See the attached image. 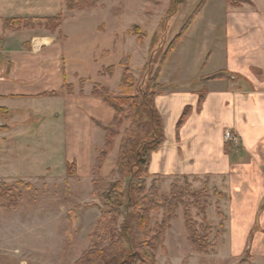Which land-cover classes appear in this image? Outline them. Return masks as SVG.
<instances>
[{
    "label": "crops",
    "instance_id": "0c3cea01",
    "mask_svg": "<svg viewBox=\"0 0 264 264\" xmlns=\"http://www.w3.org/2000/svg\"><path fill=\"white\" fill-rule=\"evenodd\" d=\"M242 1L240 5L230 3L232 10L221 23L222 37H216L215 26L208 30L207 37L215 40L214 49L202 54L198 64L202 62L203 68L194 81L186 80V76L159 80L166 66L158 77L160 88L154 107L162 121L163 141L151 154L148 176L165 182L176 177H208L227 197L219 212L225 218V233L214 243V253L186 251L181 264H264V4ZM65 2L0 0V148L7 150V138L15 130L14 118L24 114L19 104H47L46 114L38 115L39 125L28 133L37 136L42 125L39 122L49 118L62 121L65 165L67 155L77 150V163H72L78 168L76 174L82 168L84 179L90 181L85 169L96 160L91 136L97 127L95 122L106 126L114 117V111L92 92L95 84L115 94L120 92V63L129 55L122 53L112 61L109 57L118 51L119 44L124 46L125 35L118 27L113 29V24L95 28L103 33L94 38L104 42L105 47H95L93 57L85 61L92 75L82 65H76L69 79L66 68L73 59L65 57L62 43L66 35L61 26L55 33L38 25L15 30L4 26L9 19L36 23L59 16L66 10ZM218 73L223 75L210 79ZM185 109L188 114L178 127ZM23 130L29 129L24 126ZM227 131L238 138L237 145L224 141ZM103 133L104 142L95 148L97 153L105 146ZM117 152L115 146L114 158ZM6 178L23 182L19 174L0 175V180ZM20 212V207L0 208V264L38 262L29 258L33 253L29 255L30 247L25 244ZM165 248L169 257L166 243ZM169 263L172 264L170 259Z\"/></svg>",
    "mask_w": 264,
    "mask_h": 264
},
{
    "label": "rangeland",
    "instance_id": "374dc122",
    "mask_svg": "<svg viewBox=\"0 0 264 264\" xmlns=\"http://www.w3.org/2000/svg\"><path fill=\"white\" fill-rule=\"evenodd\" d=\"M249 1L258 5L264 4V0ZM242 2V0H77V4H73L77 7L74 12L67 9L65 2L66 10L60 14L61 31L66 35L62 44L66 51L65 57L73 59L72 64H67V77L73 78L71 72L77 69L76 65H82L87 69L88 74L92 75L85 61L93 57L95 47L98 49L105 47L104 42L94 38L95 35L101 36L103 33L97 29L95 31V28L101 27L102 24L111 27L113 24V29L118 27L119 32L125 35V43L123 47L119 44L118 51L109 57L110 61L120 57L122 53L128 54L135 89L147 93L149 88L152 89L154 72L172 40L198 6L203 4L168 55L162 66V69L166 66L163 69L165 71H162L159 77V80L166 82L186 76V80L192 82L203 68L202 62L198 64L202 60V54L208 49L210 51L214 49L215 40L207 37L208 30L211 31L212 26H215L216 37H222L221 23L226 13L232 10L230 3L240 5ZM30 23L32 27L38 25L51 33L59 29L53 22ZM137 34L142 35L139 36L140 40L147 39L144 46L131 37ZM152 37L154 40L152 39L151 44ZM106 59L107 57H103V60ZM203 61L205 63V60ZM144 62L146 66L142 70L141 66ZM91 66L92 69L96 68L95 64ZM182 67L185 69L181 70ZM18 106L24 114L14 118L15 130L13 136L7 138V150L0 148V175L19 174L23 182L15 183L11 178L0 180L2 181L0 208L4 210L21 208V225L26 230L25 244L30 247L29 255L33 253L29 257L30 260L35 262L38 260L37 264H76L89 250V236L100 218V210L105 204L104 198L111 184L117 179V156L114 158L113 154L128 123L122 119L125 115H121L122 125L119 128V135L115 138L114 145L102 167L103 173L99 172L97 177L89 175L95 163L92 162L85 169L90 179L88 181L84 179V169H79L76 174L78 168L76 165H70L77 163L76 159L79 155L77 150L74 154L67 155L68 164L65 165L62 121L59 123L49 118L39 122L42 125L37 136L28 133L39 125L38 115L46 114L47 104L35 102V105L21 103ZM39 110L44 111L38 112ZM2 125L0 122V127ZM24 126L29 130H23ZM91 136L94 148L92 151L96 159L99 153L95 148L104 142V133L94 127ZM140 137L144 141H150L152 135L145 130ZM140 148L141 146L138 150ZM47 168L49 169L46 170ZM95 179H98L96 199L92 197V181ZM24 182L28 183V188L25 187ZM127 183L126 180L125 184ZM133 184H136V181ZM144 184L146 190L153 185L159 197L164 196L169 200L173 187L184 192L176 202L171 224L163 235L162 245L152 251V261L143 260L136 264H170L169 259L172 264H181V257L190 250L200 255L214 253V243L223 238L225 233V218L219 212L227 197L210 178L176 177L165 182L147 177ZM126 213L127 210L124 209L118 220L117 233L121 230ZM162 218V211L151 214V234L156 232ZM190 227L196 231L197 241L192 238ZM170 229L166 240V234ZM117 235L114 236L115 240ZM195 241L198 244H195ZM165 243L169 249V257ZM104 245L105 243L99 242V247ZM123 246L126 252L132 250L125 242ZM200 247L202 250L199 249ZM134 251L140 254L137 249ZM101 264H104V261Z\"/></svg>",
    "mask_w": 264,
    "mask_h": 264
},
{
    "label": "trees",
    "instance_id": "16d2710c",
    "mask_svg": "<svg viewBox=\"0 0 264 264\" xmlns=\"http://www.w3.org/2000/svg\"><path fill=\"white\" fill-rule=\"evenodd\" d=\"M73 4L76 5L77 0H66V6L69 11L77 9ZM202 5L198 6L186 20L180 32L172 40L171 45L164 53L159 66L154 72L151 81L152 89L149 88L147 93H143L140 89H135L134 77L129 68L130 56H126L120 63L123 74L118 95L99 84L94 85L93 95L100 98L114 111V117L109 125L105 126L95 122L96 126L105 132V146L104 149L99 151V156L95 160L92 169L94 177L99 175L102 165L114 145L115 138L119 135V128L122 125L121 115H125L122 119L128 123V126L124 129L123 137L118 146L116 159L117 179L111 184L104 198L105 204L100 210V218L89 236V250L76 264H101L103 261L104 264H136L143 260L152 261V251L162 245L163 235L171 224L173 210L177 205L176 202L184 191L173 187L171 189V199L169 200L164 196L159 197L157 189L153 185L147 190L144 186L145 178L149 177L148 165L151 154L160 147L163 141L162 121L154 107V99L160 88L158 77L164 62ZM42 21L53 22L56 28H59L62 23V16L46 18L38 22ZM23 22L26 24L22 25ZM30 22L32 21L9 19L6 20L4 26L6 30H15L21 27H32ZM134 36L140 44L144 41L139 38L142 35L137 34ZM152 39L154 40V38H151V44ZM145 66L146 64L142 67V70ZM222 75V73H218L211 76L210 79H217ZM83 84L84 80L80 81L81 87H83ZM202 98L203 96H200L199 102L202 101ZM187 114L188 109H185L178 122V127L183 123ZM143 119H146V121L142 122ZM145 130L152 135L150 141H144L140 137ZM140 146L141 148L138 150ZM126 180L127 184H125ZM135 181L136 184H133ZM27 184L25 185L26 188H28ZM92 184V197L96 199L98 179L93 180ZM124 209L127 210L125 221L121 226V230L117 233L118 220L122 216ZM159 211H162V221L157 226L156 232L151 234V214H156ZM187 221L189 222V219ZM190 231L192 238L196 240V237H198L196 236V231L192 227H190ZM115 235H117L116 240L114 238ZM196 241L195 244H198ZM99 242L105 243V245L99 247ZM123 242L129 244L132 250L126 252ZM134 249H137L140 254Z\"/></svg>",
    "mask_w": 264,
    "mask_h": 264
},
{
    "label": "built area",
    "instance_id": "2783aa9c",
    "mask_svg": "<svg viewBox=\"0 0 264 264\" xmlns=\"http://www.w3.org/2000/svg\"><path fill=\"white\" fill-rule=\"evenodd\" d=\"M224 141L227 144H233V145H237L238 143V138L230 131H227L225 136H224Z\"/></svg>",
    "mask_w": 264,
    "mask_h": 264
}]
</instances>
